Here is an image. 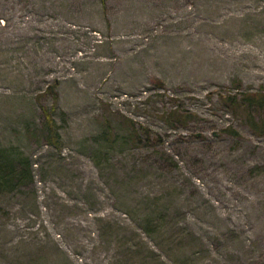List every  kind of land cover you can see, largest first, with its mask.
Returning a JSON list of instances; mask_svg holds the SVG:
<instances>
[{
  "label": "rangeland",
  "instance_id": "rangeland-1",
  "mask_svg": "<svg viewBox=\"0 0 264 264\" xmlns=\"http://www.w3.org/2000/svg\"><path fill=\"white\" fill-rule=\"evenodd\" d=\"M245 94L264 0H0V150L34 178L0 195V264H264Z\"/></svg>",
  "mask_w": 264,
  "mask_h": 264
},
{
  "label": "trees",
  "instance_id": "trees-1",
  "mask_svg": "<svg viewBox=\"0 0 264 264\" xmlns=\"http://www.w3.org/2000/svg\"><path fill=\"white\" fill-rule=\"evenodd\" d=\"M158 86L162 88V85L158 84ZM237 87H239V85H237ZM228 102L234 109L233 113H235L236 96L229 97ZM241 102L248 110L253 109V107H256L258 110H264V94H245L242 96ZM248 113H250V111ZM44 116L48 138L51 143H54L57 138L55 125L50 114L44 111ZM189 118H192V116H189ZM184 119H186V117L181 115L179 108L164 115V120L170 126L181 125ZM131 124L134 125L133 122H131ZM248 126L256 135L264 136V119H255L250 116L248 119ZM106 128L109 131L110 126L108 123H106ZM223 132L236 138L239 137L237 131L231 127L224 129ZM33 180L32 166L27 157H24L21 153L14 155L11 150H0V195L6 192H20L22 189L32 186L34 182ZM151 221L150 218H147V227L150 230L154 228ZM238 243V250L243 251L244 253L254 249V242L245 243L238 241ZM233 254L237 253L233 252ZM184 258L189 259L187 255H185Z\"/></svg>",
  "mask_w": 264,
  "mask_h": 264
}]
</instances>
